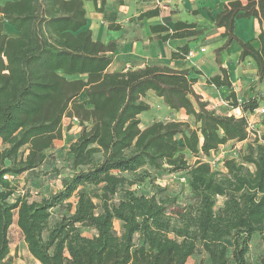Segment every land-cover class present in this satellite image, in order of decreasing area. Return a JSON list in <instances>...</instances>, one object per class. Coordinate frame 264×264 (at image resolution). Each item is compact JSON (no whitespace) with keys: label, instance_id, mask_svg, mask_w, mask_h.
Instances as JSON below:
<instances>
[{"label":"trees","instance_id":"16d2710c","mask_svg":"<svg viewBox=\"0 0 264 264\" xmlns=\"http://www.w3.org/2000/svg\"><path fill=\"white\" fill-rule=\"evenodd\" d=\"M83 1L0 4V264H12V224L39 264H185L197 252L208 264H249L254 238L257 264H264V115L256 124L260 141L247 140L248 118L264 105V90L245 97L240 83L231 89L224 104L240 109L235 116L211 109L195 93L200 71L158 64L110 71L115 44L93 38ZM87 1L97 12L104 9L105 0ZM158 14L155 7L138 18ZM244 18L259 24L248 40L235 35L236 21ZM171 26L149 28L161 41L202 42L206 32L196 21ZM213 27L221 29L224 43L213 51L218 72L206 83L231 86L219 56L233 41L238 61L251 59L264 79V0H228L214 14ZM188 52L184 44L170 56L182 59ZM147 91L182 110L193 125L171 119L141 127L139 114L151 107ZM71 116L79 126L67 148L71 174L40 199L14 195L13 182L3 175L39 168L61 137L63 118ZM230 142L243 146L224 158L220 170L212 168L213 153ZM160 171L184 173L183 202L153 183L151 172ZM145 178L151 189L141 191ZM218 197L223 201L215 208Z\"/></svg>","mask_w":264,"mask_h":264},{"label":"crops","instance_id":"0c3cea01","mask_svg":"<svg viewBox=\"0 0 264 264\" xmlns=\"http://www.w3.org/2000/svg\"><path fill=\"white\" fill-rule=\"evenodd\" d=\"M228 0H105L104 9L100 12L95 10V6L91 1L84 0L86 27L92 31V36L95 40L107 43L114 42L113 62L108 69L126 70L141 67L144 64H158L165 65L174 69H188L193 71H200L197 74V80L193 85L195 93L201 96L202 100H218L225 98L231 89H235L234 84H242L237 82L236 72L241 69V65L250 62L255 71L254 63L251 59L246 58L243 61H238L237 46L230 55L228 52L220 53V62L227 68H232L231 86L216 88L206 83V78L217 73L218 69L214 62L213 51L207 53L206 45H200V40L188 38H176L161 41L156 37V33L150 30V26L154 24H165L172 30L171 22L175 20L196 21L198 25L204 26L202 21L209 17L210 24H213L214 14L220 10L224 3ZM158 7L159 14L149 18H138V15L151 8ZM246 19V18H244ZM242 20V19H238ZM235 26H237V22ZM249 24L253 31L252 36L244 39L253 38L259 31V24L255 18H248ZM109 24H116L114 27H109ZM8 28V27H7ZM220 36L221 29H216ZM221 39V37H220ZM188 44L189 51L193 54L190 57L185 56L182 59H172L170 54L177 47ZM200 45V46H199ZM202 48L204 49L202 51ZM246 83H244V86ZM243 86V87H244ZM146 101L152 107V103L163 106V113L174 112L181 118L188 119V116L182 110L174 111L166 107L162 100L155 96L152 91H147ZM225 105V104H223ZM161 106V107H162ZM219 113L234 114L239 116L241 111L239 108L228 110L225 106L224 111ZM144 115L139 114V117ZM153 121L145 122L143 127ZM242 142L237 143L241 144ZM225 146V145H224ZM59 184L56 186V188ZM55 188V189H56ZM119 222L115 221V224ZM117 229V230H118ZM15 234L16 237H12ZM10 251L12 264H26V262L33 261L34 264H39L28 252L25 243L19 233V229L15 224H12L9 229Z\"/></svg>","mask_w":264,"mask_h":264},{"label":"rangeland","instance_id":"374dc122","mask_svg":"<svg viewBox=\"0 0 264 264\" xmlns=\"http://www.w3.org/2000/svg\"><path fill=\"white\" fill-rule=\"evenodd\" d=\"M4 2V0H0V4ZM247 19L238 20L237 26H235V35L238 39L244 40L250 36H252L253 31ZM210 19L209 17L205 18L202 21V24L206 29L204 37L202 38V42L200 41V45L207 44L206 50L207 53L210 51H214V49L220 47L224 43V39L221 38L216 29L213 27V24L209 25ZM199 45V46H200ZM238 46L236 41L231 42V44L220 51V53L228 52L230 55ZM214 53V52H213ZM253 68L250 62L244 63L241 65V69H238L236 72L237 82H243L241 84V88L239 92L243 93V96L247 97L249 95H254L264 90V79L259 80L255 74V71L251 70ZM229 77L232 76V68L228 70ZM246 85L243 87V84ZM235 88L239 85L234 84ZM239 89V88H238ZM215 101V100H210ZM152 107L146 112L141 113L144 115L141 117V127L145 124V122H149L151 119L153 120H178V121H188L193 125V121L191 117L188 119L181 118L178 114H173L172 112L163 113V106L157 105L156 102L152 103ZM162 106V107H161ZM225 105L223 103L219 104L217 108V112L224 111ZM79 131V126L72 124L66 118L62 120L61 125V137L57 138L53 141L52 147L47 151V157L44 163L37 169L33 171L25 172L24 174L16 177L12 182L15 187L14 195L29 193L30 198L40 199L43 196L48 195L51 191H54L56 186L60 183V180L71 174V169L69 166V157L67 148L69 143L74 140L77 133ZM243 146L241 144H232L231 142L223 146L224 151L226 152V157L230 156V151L235 149H239ZM189 161H192L190 155H187ZM151 175L155 177V181L153 183L158 184L160 186H166L167 192L172 196H177L178 203L183 202L188 195V188L186 185V181L184 179V173H167V172H151ZM151 189V184L148 182V179L141 183L139 190H149ZM14 196L11 197L13 199ZM223 198L218 197L216 199L215 208H218L222 204ZM57 213V210H54ZM55 214H53L51 221L54 219ZM115 228L118 229V224L116 223ZM91 232L88 230H84V234L89 235ZM12 237H16L15 234H12ZM259 253V243L256 238L253 239L252 246L250 252L247 256L249 264H257V255ZM202 264H208L207 256L203 252H197L194 255H191L185 264H198L199 262ZM26 264H34L33 261L26 262Z\"/></svg>","mask_w":264,"mask_h":264},{"label":"built area","instance_id":"2783aa9c","mask_svg":"<svg viewBox=\"0 0 264 264\" xmlns=\"http://www.w3.org/2000/svg\"><path fill=\"white\" fill-rule=\"evenodd\" d=\"M204 49L202 48V51ZM193 52L189 51L186 56L190 57L192 56ZM209 107L211 109H215L217 110L219 104L221 103H225V100L223 98H220L216 101H210L209 102ZM264 115V105L259 107L258 109H256L254 111L253 114H251L248 118V125H247V140L248 141H253V140H257L260 141V130L257 129L256 124L259 121V118L261 116ZM66 118L69 122L77 125L78 123V119L75 116H71V117H64ZM63 118V119H64ZM236 150L233 149L230 151V156L229 157H235L236 156ZM224 158H226V152L223 149V146H221L216 152L213 153L211 159L209 160V164L211 165L212 168L216 169V170H220L223 164V160ZM16 177L10 174H4L3 175V179L9 180V181H13Z\"/></svg>","mask_w":264,"mask_h":264}]
</instances>
